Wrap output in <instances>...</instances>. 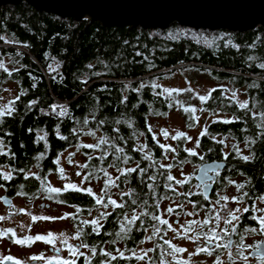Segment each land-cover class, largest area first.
I'll use <instances>...</instances> for the list:
<instances>
[{
    "label": "trees",
    "instance_id": "obj_1",
    "mask_svg": "<svg viewBox=\"0 0 264 264\" xmlns=\"http://www.w3.org/2000/svg\"><path fill=\"white\" fill-rule=\"evenodd\" d=\"M0 37H3L0 39V63L8 69L5 72L0 68V87L10 81L16 83L19 89L17 95L21 92L24 95L68 94L45 97L20 96V99L15 101L13 114L0 118V141L3 142L0 148V171L24 168L29 173H35V176L29 174V178L25 179L24 173L13 172L11 181H5L0 177V184L4 185L2 189L9 197L22 196L33 202L40 199L60 206L73 207L74 213L69 216L75 232L77 226L83 232H89L90 226L82 224L81 221L89 219L94 211L97 217L103 209L95 205L93 198L85 192L62 190L57 195L49 193L47 187L49 185L54 187L53 178L59 183L63 181L59 174L60 167L71 168L75 175L72 183L77 179L79 184L81 176H77L76 173L83 174L92 170L91 167L81 169L78 165L86 162L85 152L95 157L99 155V151L92 152L81 148L77 152L80 144L94 143L100 136L118 137V145L124 147L134 160L143 156V153L131 151L140 144H147L149 147L145 151H151L154 158L160 159V152L151 139L153 133L148 131L151 122L166 120L176 112L183 120L185 131L195 129L187 128L189 123L187 114L182 111L177 101L184 106H195L198 109L208 108L211 105L212 109L225 118L240 115V111L226 98L213 99L208 104L201 105L198 100L187 101L185 99L187 94L181 92L179 95L174 93L175 101H173L166 95H156L159 91H144L152 89L151 83L165 80L177 70L190 69L197 73L203 72L209 78L216 80L217 84L213 86L216 88L221 85L249 86L253 82L256 86H264V69L258 66L264 62V26L246 31L193 28L175 22L164 28L124 24L111 26L95 18L64 17L56 12L39 10L31 3L19 2L0 4ZM137 52L141 55L137 56ZM249 56L255 57V60L249 61ZM89 65L93 67L89 68ZM85 80L87 83H83ZM140 82L148 85L141 89L142 92L120 93L123 90L130 91L125 85L136 87ZM163 88L160 85V88L152 90ZM227 89L229 91L224 93L225 97L230 96L231 91H236L238 98L247 99L257 110L264 111V108L260 107L264 104V88ZM97 91L118 93L95 94ZM71 92L93 94L69 95ZM125 96L128 97L127 102L121 103V99ZM213 96L219 97L220 93H213ZM33 100L36 103L29 108L28 105ZM54 103L68 108L69 116L58 117L51 113L49 105ZM169 104H172V107H169ZM196 114H205L207 118L214 117L211 111L203 113L198 111ZM93 117L108 123L98 127ZM83 119H88L90 123L87 126L77 123ZM117 120L121 123H114ZM257 123L258 121H249L244 124L224 125L210 122L207 125H210L211 135H216L217 138L234 137L235 143L244 146L246 138H255L258 135ZM57 125H59L58 132ZM74 127L83 128L84 131L96 130V136H74L71 131ZM116 128H119L118 133L113 131ZM45 134L46 140L38 139L40 135ZM60 135L67 136L68 140H61ZM170 143L175 145L179 142ZM219 147L209 138H202L205 160L190 158L192 163L185 164L184 167L191 165L198 168L205 163L224 161ZM208 148H212L213 151L208 152ZM245 149H248L253 156L250 162L234 158L233 153L228 161H224L228 164V169L224 168L217 189H222L227 184L226 180L234 178L238 170L241 174L246 172L252 175L253 178L256 173L264 170V137H260L254 145ZM69 152H76L72 164L67 161ZM41 153H44L43 157L36 159ZM58 156L59 165L54 163ZM161 162L165 161L161 160ZM88 163L90 165L96 163L99 167L105 166L99 161H88ZM108 170L113 175L116 174L113 169ZM174 172H178V169H174L173 174ZM36 176L41 179H36ZM192 183L194 184L193 177ZM256 185L258 189H262L264 181L258 179ZM81 186L91 187L94 192L99 193L102 182L101 179L93 178ZM122 187L124 190L136 187L140 191L139 179L133 174ZM116 191L118 192L113 190V197ZM157 191L161 192L160 189ZM166 202L162 201V205ZM149 203H152L151 199ZM118 211H113V215L103 221L105 229L101 230V236L104 239H112L111 236L105 235V231L112 233L119 230ZM140 236V233L134 231V239ZM84 239L90 244H98L100 241V238L94 234ZM121 246L128 255L127 247H135V244L120 242L116 245V247ZM103 247L109 246L103 245ZM97 259L102 258L96 257L95 262ZM114 264H137V262H114Z\"/></svg>",
    "mask_w": 264,
    "mask_h": 264
},
{
    "label": "snow or ice",
    "instance_id": "obj_2",
    "mask_svg": "<svg viewBox=\"0 0 264 264\" xmlns=\"http://www.w3.org/2000/svg\"><path fill=\"white\" fill-rule=\"evenodd\" d=\"M3 39V37H0ZM137 56L141 53L137 52ZM145 59H148L145 57ZM249 61L255 60V57L249 56ZM264 69V62L258 65ZM93 67L89 65V68ZM0 68L5 72L8 69L0 63ZM55 71V69H53ZM87 83V80L83 81ZM190 83V82H189ZM152 89L160 88L158 83H151ZM256 87L255 82L249 85ZM148 87L144 82H140L138 86L131 87L125 85L126 89L133 92H140L141 89ZM195 90L187 87L184 89L176 88H163L162 92H157L156 95H166L171 100L175 101V95L181 92H194ZM229 90L221 85L219 88L213 87L205 94L196 93V98L201 105L208 104L210 100L220 99L221 97L228 99L235 105L236 109L240 111V115H234L228 118L222 116L215 109L195 106H184L179 104V107L184 113L187 114V128L192 129L200 126L201 117L196 113L211 111L212 115L216 117L212 123H222L224 125L244 124L249 121H258L256 128L259 130L255 138H246L244 147L250 148L254 145L260 137H264V111L257 110L254 104H250L249 100H240L236 91H231L230 96H224V93ZM220 93L219 97H214L213 93ZM20 95H24L23 92ZM17 95L14 100L8 101L4 105H0V118L11 116L15 110V101L20 99ZM128 97H123L121 103H126ZM36 101H31L28 105L29 108L34 105ZM172 107V104H169ZM264 108V104H261ZM51 113L58 117L69 116L68 108L62 104L49 105ZM59 109V111H57ZM96 125L102 127L107 121L103 119H96ZM82 126H87L90 121L83 119L77 121ZM114 123L120 124L121 121L117 120ZM210 125L200 126L198 134L193 137L187 131L177 130L170 132L167 128L159 130V136L163 137L165 142H161L158 138L156 131L148 125V131L153 133L151 139L155 147L160 152V159L154 158L151 151L148 149L147 144H140L132 148V152L143 153L142 158L133 159L125 151L124 147L118 145V137H104L100 136L94 143H82L77 147V152L82 148L91 150L92 152L99 151L98 156H93L89 152H85L87 160L85 163L79 164L81 169H89L85 173L77 172V176H81L80 184L66 183L61 187L48 186L49 193L60 194L61 191L72 192H85L89 197H92L95 205L103 209L99 212L96 218L91 220L85 219L81 221L84 225H89V232H83L77 226L75 235L71 233L65 235L61 233L59 238L49 232L47 235H36L35 237L16 238V233L12 229H7L0 232V238L8 235L13 243L24 245L26 242L43 241L51 245L57 255L45 257L41 255H33L29 257L30 260H44L47 259L48 264H77V261L83 258L82 264H93V258L97 259L95 264H114V262H141V264H200L201 257H206L211 260V264H264V239L256 241L254 244H248V236L257 234L264 237V193L256 195L254 192L245 191L246 183H237L233 180H228V184L235 187V195H221L215 193V199L210 195L209 182L211 177L208 173L211 169H198L203 172L199 177L201 184L193 185L192 174L184 172V165L191 164L192 159L198 158L200 161L205 160V153L202 150V138H209L215 145L220 146L219 152L224 161H228L229 157L235 154L244 162H250L251 153L243 154V149L238 143H235L234 137L221 136L217 138L216 135H211L209 131ZM59 125H57V132ZM243 130V129H242ZM31 131V129H29ZM74 136L80 135L96 136V130L84 131L83 128L71 129ZM119 132V128L113 129ZM142 135V133H141ZM61 140H68L67 136L60 135ZM39 140H46V134L40 135ZM169 141H177L179 143L173 145ZM3 142L0 141V148ZM192 145V146H186ZM75 147V145H73ZM208 152L213 151L212 148L207 149ZM183 153L184 155H181ZM8 155V153H3ZM14 156V154H12ZM44 153L36 159H41ZM62 155V154H60ZM76 152H69L67 161L69 164L73 163V157ZM114 157V159H110ZM161 160L165 162H161ZM171 160L172 162H167ZM88 161H99L104 163V167L97 166L96 163L91 165ZM144 162H147L146 164ZM55 164H60L59 156L54 161ZM130 164L134 166H129ZM143 165V166H142ZM108 169H113L116 173L113 175ZM178 169V175L173 174V170ZM13 172L24 173V178L28 179L29 174L35 176V173H29L24 168L0 171V177L5 181L13 179ZM65 169L59 168V174L62 179H66ZM135 176L139 179V188L129 187L124 190L123 184L128 182V178ZM219 176V172H217ZM93 178L101 179L102 187L99 193L93 191L91 187L81 186L85 182H90ZM36 179L41 177L36 176ZM163 181V183H161ZM4 187L0 184V188ZM203 188L202 192L194 191V188ZM160 189L161 192L157 190ZM113 190H118L117 198H113ZM213 192L215 190H212ZM171 193V195H168ZM195 197V199H194ZM127 198V199H125ZM149 199L152 203H149ZM162 201H167L162 205ZM251 201V203H248ZM65 203L66 201H60ZM259 202V203H258ZM232 205H236L233 207ZM111 209L112 211H109ZM118 211L117 223L119 230L116 232L108 233L105 235L111 236L112 239H104L101 236V230L105 229L103 221L113 215V211ZM20 211H24L20 209ZM79 209H77V212ZM249 213L246 217L248 221L254 222L256 226L249 227L243 221L244 214ZM68 214L59 217L50 216H35L31 219L38 220H63L66 219ZM75 218V216H73ZM5 217L0 216V220ZM171 220V222H170ZM138 232L141 234L140 238L134 239L133 233ZM171 233V238H169ZM10 234V235H9ZM94 234L100 238L98 244L88 243L84 237ZM79 241L78 244H70L69 239ZM57 239L67 246V256L62 257L59 253L62 249L56 247ZM176 241V242H174ZM120 242L124 244L132 243L135 247H127L126 255L123 246L116 247ZM146 243H151V247H140ZM191 243L194 247L190 249L186 245ZM108 245V248L103 247ZM139 248V252L137 251ZM87 249V253L83 251ZM150 253H156L157 258L154 261ZM70 257V258H69ZM3 261H12L13 264H24L20 259L11 255L0 257V264Z\"/></svg>",
    "mask_w": 264,
    "mask_h": 264
},
{
    "label": "water",
    "instance_id": "obj_3",
    "mask_svg": "<svg viewBox=\"0 0 264 264\" xmlns=\"http://www.w3.org/2000/svg\"><path fill=\"white\" fill-rule=\"evenodd\" d=\"M31 3L39 10L72 16L76 19L101 20L105 25H141L168 27L172 23L204 29L246 31L264 26V0H0L4 3ZM218 162L205 163L198 169H211L216 174L223 170ZM208 173V174H209ZM202 171L195 179L199 184ZM211 180H214L213 176ZM198 184V185H199ZM210 189V186H209ZM11 206L9 197L2 198ZM48 207L47 204H42Z\"/></svg>",
    "mask_w": 264,
    "mask_h": 264
},
{
    "label": "rangeland",
    "instance_id": "obj_4",
    "mask_svg": "<svg viewBox=\"0 0 264 264\" xmlns=\"http://www.w3.org/2000/svg\"><path fill=\"white\" fill-rule=\"evenodd\" d=\"M190 82V83H189ZM158 84L162 85L164 88H177V89H184L187 87L190 88H212L215 84H217L216 80L209 78V76L203 72H195L191 71L190 69H187L186 71L184 70H177L174 72L173 75L168 77L167 79H162L161 81H157ZM194 92H184L187 94L186 100L188 101H196L198 100L196 98V93L199 94H205L208 90L210 89H194ZM19 92V89L16 85L15 82H10L8 81L4 85L0 87V96H16L17 93ZM239 94V93H238ZM240 96V95H239ZM190 98V99H188ZM15 97H0V105L6 104L8 101L14 100ZM242 100V98H239ZM201 117L200 121V126H203L205 124H208L216 119L214 116L213 118H207L205 114L199 115ZM205 121V122H204ZM200 126L195 127L194 130H189V134L195 137L199 130ZM151 127L156 131L158 134V138L161 140V142H165L163 140V137L159 136V130L161 128H167L169 129L170 132L177 131V130H184V125H183V120L180 119L179 115L175 112V114L170 115L166 120L160 121H153L151 122ZM185 131V130H184ZM171 142V141H169ZM192 146V145H189ZM244 153V152H243ZM78 162V161H77ZM64 163V162H62ZM79 163V162H78ZM65 177L66 179H63L61 183H59L55 178L52 179V185L54 187H63L64 184L66 183H72L74 180V172L72 171L71 168L65 167ZM196 166H185L184 167V172L186 173H193V171H196ZM179 172V170H178ZM178 172H174V174L178 175ZM74 183L79 184V181L76 179ZM233 189L230 188L226 190L225 194L226 195H233ZM5 194V191L0 188V208H2L0 212V216L5 217L2 221H0V226L8 227V225L16 224L19 229H24L27 233L31 234H43L44 232H58V233H64L65 235H68L70 232H74V228L72 225V219L69 216L71 213H74L73 207H68V206H60L58 204L54 203H49L47 201H42L40 199H37L35 205L31 200H28L26 198H22V196H17L15 197L12 207L11 206H6L1 203V197ZM113 198H117V191L115 192V195ZM168 203V202H166ZM42 204H47L50 206L48 209L46 206L43 207ZM5 207H4V206ZM233 206V205H232ZM20 209H23L24 211H20ZM65 214H68L66 219L63 220H38V221H33L31 217L33 215L35 216H50V217H59V216H64ZM9 215V216H8ZM10 215H13L14 218L9 219ZM96 211L91 213V216L89 217L88 220H91L93 218H96ZM171 222V220H170ZM32 227V230H27V227ZM21 230V231H22ZM169 238H171V233H169ZM73 239H69V243ZM74 242V241H73ZM176 242V241H174ZM151 243H146L144 245H141L140 247H151ZM190 249H192L194 246L191 245V243H188L186 245ZM7 246H0V250H5L7 249ZM16 249L20 250L22 247L16 246ZM137 251L139 252V248H137ZM4 253V252H1ZM0 253V254H1Z\"/></svg>",
    "mask_w": 264,
    "mask_h": 264
},
{
    "label": "flooded vegetation",
    "instance_id": "obj_5",
    "mask_svg": "<svg viewBox=\"0 0 264 264\" xmlns=\"http://www.w3.org/2000/svg\"><path fill=\"white\" fill-rule=\"evenodd\" d=\"M240 147L243 149V152H244L243 154H246V155L250 154L248 152L249 150L248 149L246 150L243 145H241ZM251 157H253V156L251 155ZM234 158H239V157L235 156ZM218 162H220V164L224 165L223 168H222L223 170H218L217 171V172H219V176H217V172L214 175H213V173H209L208 174L209 176H213L214 177V180H210V182H209V186H210L209 195L213 199H215V193H219L221 195H226L225 194L226 190H228L230 188L233 189V193H232L233 195L237 194L236 190H235V187L233 185H231V184H228V182H227L228 180H233V181H236L237 183H246L247 187L245 188V191H249L250 193L254 192L256 195H260L261 193H264V185L262 186V189L261 188L258 189L257 185H256V181H258V179L264 181V170L261 173H256L257 175H255L254 178L252 177V175H250V174H248L246 172L241 174L239 172V170H238L237 174L234 176V178H229V179L226 180L227 184H225V186L222 189H220V188L217 189L218 183L221 180L222 172L225 169H228V164H226V162H224V161H218ZM198 168H196L195 169L196 171L195 172L193 171V173H192V177H193V180H194V184L193 185H198L199 184L197 182V180L195 179V175H196V173L198 171ZM194 190H196L197 192H202L203 188L202 187L194 188ZM212 190H216V191L213 192ZM4 196L9 197V195L5 192V194L1 197V203L2 204H4V202L2 200V198ZM9 199L12 201V204H13V201H14L15 197L14 198L13 197H9ZM35 203L36 202H34L32 204L35 205ZM248 203H251V201H248ZM12 204H11V207H12ZM235 206L236 205H233V207H235ZM260 206L264 207V204H260ZM49 208H50V206H49ZM1 210H2V208H0V212H1ZM248 215H250V214L249 213L244 214L245 219H244L243 222L249 227L256 226L254 224V222L248 221L246 219V217ZM2 216H3V214H2ZM12 218H14L13 215H10L9 219H12ZM0 221H2V220H0ZM7 229H12L16 233V238H23V237H29V236L35 237L36 235H47L49 233V232H44L43 234H40V233L39 234L27 233V231L24 232L25 231L24 229L23 230L19 229L18 226L16 224H13V223L11 225H8V227L0 226V232H4ZM26 229L27 230H32V227L29 226ZM51 233L53 235L57 236L58 238H59V236L61 234V233H58V232H51ZM71 235L72 236L75 235V230H74L73 233H71ZM261 239H264V237H261L260 235H257V234H253V235L248 236L247 243L248 244H254L256 241L261 240ZM78 243H79V241H76L74 239L70 242V244H78ZM0 246H7L8 247L5 250H0V253L4 252V253L0 254V257L11 255V256H13L15 258L20 259L22 262H24V264H48L47 259H44V260H30L29 257H31L33 255H41V254H43L45 257H51V256H54V255H57V253L54 251L52 246L44 243L43 241H33V242H30V243L26 242L24 245H19V244L13 243V240L9 239L8 235H5L2 238H0ZM16 246L22 247V249L18 250V249L15 248ZM56 247L62 249V251L59 253L60 256H62V257H66L67 256V246L65 244L61 243L59 239H57V241H56ZM83 251H85L87 253V249H84ZM150 255L153 257V260L155 261L156 258H157V254L156 253H150ZM82 261H83V258L78 260L77 264H82ZM3 264H13V262L12 261H3ZM93 264H95V258H93ZM137 264H141V262H137ZM200 264H211V260H209L206 257L202 256L201 260H200ZM253 264H255V262H253Z\"/></svg>",
    "mask_w": 264,
    "mask_h": 264
}]
</instances>
